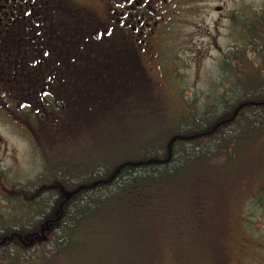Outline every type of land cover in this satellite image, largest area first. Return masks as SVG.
Here are the masks:
<instances>
[{
  "label": "rangeland",
  "instance_id": "rangeland-1",
  "mask_svg": "<svg viewBox=\"0 0 264 264\" xmlns=\"http://www.w3.org/2000/svg\"><path fill=\"white\" fill-rule=\"evenodd\" d=\"M251 1L262 6L251 11L250 42L244 41L242 33L237 35L241 27L224 24L216 28L211 21V26H198L192 20L195 25L179 26L174 39L161 49L159 60L136 58L132 67L125 68V76L119 73L121 66L116 80L103 79L104 88L96 82L98 74L90 75L86 90L92 91V99L85 103L88 96L82 95L79 118L71 113L56 128L54 124L50 127L52 122H25L27 134L0 123L5 182L37 179L45 172L46 156L50 166L62 162L82 172H89L96 160L112 164L130 153L135 156L141 139H154L171 128L167 120L184 115L189 120L195 113L201 115L204 107L218 104L230 87L251 73L253 65L256 68L261 63L253 55L252 44L264 43V0ZM207 30L212 38L205 36ZM131 75L133 80L139 77V85L142 81L151 94L149 113H140L136 119L124 109L114 111L105 102L107 92L113 91L111 84L129 85ZM74 95L80 98V92ZM99 105L107 106L109 117H93L92 108ZM157 120L164 121L154 126ZM246 146H241L243 152L222 172L224 178L218 181L211 175L209 186L200 195L188 189V181H180L145 194L143 201L135 199L138 203L120 202L90 222L85 237L66 253L41 264H264V258L256 259L264 256L260 248H264V137ZM49 180L58 187L57 180ZM3 185L6 187L0 181V187ZM1 192L6 191L0 188V216L15 215L8 195Z\"/></svg>",
  "mask_w": 264,
  "mask_h": 264
},
{
  "label": "trees",
  "instance_id": "trees-1",
  "mask_svg": "<svg viewBox=\"0 0 264 264\" xmlns=\"http://www.w3.org/2000/svg\"><path fill=\"white\" fill-rule=\"evenodd\" d=\"M252 47L253 55L261 59L258 68L253 65L251 73H246L236 86L230 87L218 104L204 107L201 115L195 113L189 120L184 117L188 115L167 120L171 128L163 136L141 139L137 155L130 153L112 164L96 160L89 172L71 165L73 168H70L62 162L53 163L46 176L25 183L7 184L5 173L0 174V181L6 185L0 187L6 191L1 193L8 195L6 200L16 211L15 215L0 216V264L52 261L85 237L90 222L120 202L138 203L148 196L145 194L180 181H188V189L200 195L203 187L209 186L211 175L221 181L222 172L232 165L230 162L239 152H243L241 146L264 137V43L254 42ZM133 61L135 58L125 52L119 73L125 76V68L132 67ZM117 63L115 57L110 58L106 74L97 73L96 82L100 87L103 79L109 83L111 79L116 80ZM128 80L129 85L112 83L110 89L113 91L107 92L105 102L108 101L107 106H113L114 111L124 109L135 119L140 113L146 116L147 108L151 107L148 106L151 94L146 93L142 81L139 85V77L133 80L131 75ZM91 93V90H81L80 98L83 94L88 96L87 103L92 99ZM78 105L76 103L71 112L77 117V110L81 108ZM107 106H93V117L94 114L109 117ZM164 120L153 121V125ZM138 123L143 127L148 125L147 122ZM144 137L149 136L145 134ZM49 179L57 180L58 187L55 188ZM30 242L34 243L32 247L28 245Z\"/></svg>",
  "mask_w": 264,
  "mask_h": 264
},
{
  "label": "flooded vegetation",
  "instance_id": "flooded-vegetation-1",
  "mask_svg": "<svg viewBox=\"0 0 264 264\" xmlns=\"http://www.w3.org/2000/svg\"><path fill=\"white\" fill-rule=\"evenodd\" d=\"M261 6L251 0H0V123L26 134L32 120L56 128L80 103L74 93L88 89L90 75L106 74L110 58L119 69L125 52L159 60L180 25L232 24L250 42L251 11ZM44 161L42 177L50 166L47 156Z\"/></svg>",
  "mask_w": 264,
  "mask_h": 264
}]
</instances>
